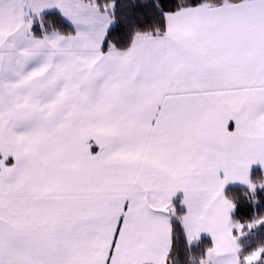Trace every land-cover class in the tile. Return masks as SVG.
<instances>
[{"label": "snow or ice", "instance_id": "1", "mask_svg": "<svg viewBox=\"0 0 264 264\" xmlns=\"http://www.w3.org/2000/svg\"><path fill=\"white\" fill-rule=\"evenodd\" d=\"M0 264H264V0H0Z\"/></svg>", "mask_w": 264, "mask_h": 264}, {"label": "trees", "instance_id": "2", "mask_svg": "<svg viewBox=\"0 0 264 264\" xmlns=\"http://www.w3.org/2000/svg\"><path fill=\"white\" fill-rule=\"evenodd\" d=\"M234 188H239V187H234ZM258 210L259 209H256V211H258ZM251 214H253V213L252 212H249L247 206L245 205L244 206V210L240 213V217L239 218H241V219H247L248 216H250ZM259 239H260L259 237L254 238L249 246L250 247L255 246L257 243H259ZM209 240H210V238H208V239L205 240V245L204 246H208Z\"/></svg>", "mask_w": 264, "mask_h": 264}, {"label": "crops", "instance_id": "3", "mask_svg": "<svg viewBox=\"0 0 264 264\" xmlns=\"http://www.w3.org/2000/svg\"><path fill=\"white\" fill-rule=\"evenodd\" d=\"M233 187H240V186H233Z\"/></svg>", "mask_w": 264, "mask_h": 264}]
</instances>
